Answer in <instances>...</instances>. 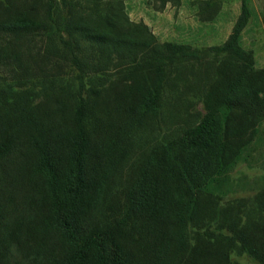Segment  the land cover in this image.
<instances>
[{
    "label": "trees",
    "instance_id": "obj_1",
    "mask_svg": "<svg viewBox=\"0 0 264 264\" xmlns=\"http://www.w3.org/2000/svg\"><path fill=\"white\" fill-rule=\"evenodd\" d=\"M249 14L197 47L124 0H0V264H264V186L225 184L264 118Z\"/></svg>",
    "mask_w": 264,
    "mask_h": 264
},
{
    "label": "rangeland",
    "instance_id": "obj_2",
    "mask_svg": "<svg viewBox=\"0 0 264 264\" xmlns=\"http://www.w3.org/2000/svg\"><path fill=\"white\" fill-rule=\"evenodd\" d=\"M130 1L131 0H126L125 3H128L130 5ZM217 1L221 6L222 4L226 3L225 6L224 7L222 6L221 10H219L217 13L218 15H220V17L221 15H224L223 17L220 18L221 24H224L226 22L232 10H234L232 14L235 11L236 13L239 12V6H240L239 0H217ZM246 2L250 14L246 24L240 31L239 43L242 47L249 48L252 50L254 66L264 67V0H246ZM131 8L132 7L130 5L128 7L130 13H132ZM216 25H218L217 21L216 24H213L208 30L206 29V31L204 32L205 38L203 39V41L217 39V37H211V35L217 36V34H220L219 28L218 26L216 27ZM156 30L159 32L157 28ZM165 30L167 29L165 28ZM225 30L226 28L221 29L223 33L225 32ZM161 33L165 34L162 30ZM195 34H196L195 31L192 32V35ZM177 40L179 41L176 42H183L180 41L182 40L180 39V35ZM217 40L219 41L220 39ZM190 45L197 47L208 46V45H197V44H190ZM182 73L183 75L189 76L190 72L182 71ZM197 82L199 83V81ZM183 94L184 97L186 98V101L192 102V106L196 108L202 107L201 100L199 99V96H194L197 94H194L193 89L189 88ZM225 184L228 185V189L226 190V192L227 195L230 196L250 195L260 187L264 186V118L261 120L258 126V130L254 138L251 140L250 144L243 149L241 156L236 160V162L232 165L231 169L229 170ZM233 257L240 261H250L247 257L244 256L233 255Z\"/></svg>",
    "mask_w": 264,
    "mask_h": 264
},
{
    "label": "crops",
    "instance_id": "obj_3",
    "mask_svg": "<svg viewBox=\"0 0 264 264\" xmlns=\"http://www.w3.org/2000/svg\"><path fill=\"white\" fill-rule=\"evenodd\" d=\"M125 2L126 0H124V7L128 16L132 20H141L147 24L152 32L154 34L156 33L155 35L160 41H179L177 39L180 35V39H182L180 41L197 45H210L223 41L238 13L235 11L232 14L234 11L232 10L226 22L221 24L220 18L224 15H221L220 17V15L217 13L219 10H221L222 6H225L226 3L222 4V6L220 5L218 10L210 18H204L205 15L211 14L207 13L208 7L204 5V3H198L194 0H179L178 4H173L167 0L161 6L158 5V0H131L130 5L132 7V13H130V10L128 9L130 5ZM216 21L218 22L216 27L218 26L220 34H217V36L210 35L211 37H217V39L220 40L218 41L217 39H213L203 41L205 38L204 32L206 29L208 30L213 24H216ZM156 28L159 30V32L156 30ZM165 28L167 30H165ZM222 28H226L224 33L221 31ZM161 30L165 34H162ZM194 31L196 34L192 35V32Z\"/></svg>",
    "mask_w": 264,
    "mask_h": 264
}]
</instances>
